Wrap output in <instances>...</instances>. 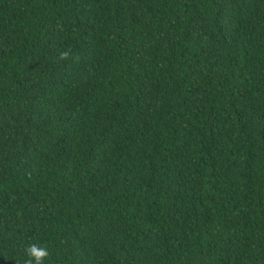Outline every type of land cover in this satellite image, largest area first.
Wrapping results in <instances>:
<instances>
[{
  "label": "trees",
  "instance_id": "trees-1",
  "mask_svg": "<svg viewBox=\"0 0 264 264\" xmlns=\"http://www.w3.org/2000/svg\"><path fill=\"white\" fill-rule=\"evenodd\" d=\"M0 264H264V0H0Z\"/></svg>",
  "mask_w": 264,
  "mask_h": 264
}]
</instances>
